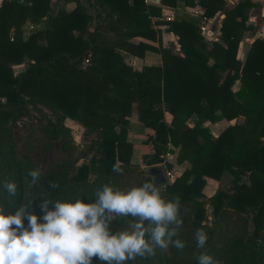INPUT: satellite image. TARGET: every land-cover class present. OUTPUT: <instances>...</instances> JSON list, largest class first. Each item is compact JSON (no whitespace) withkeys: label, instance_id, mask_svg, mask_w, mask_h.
Segmentation results:
<instances>
[{"label":"trees","instance_id":"1","mask_svg":"<svg viewBox=\"0 0 264 264\" xmlns=\"http://www.w3.org/2000/svg\"><path fill=\"white\" fill-rule=\"evenodd\" d=\"M64 1L73 7L54 14L50 0L0 1V181L17 185L14 197L0 187V202L12 211L32 201L29 213L39 218L43 215L40 200H67L72 186L86 181L89 164L94 168L93 187L84 203L93 201L100 185L119 187V173L113 167H138L129 162L131 144L126 140L129 115L135 109L146 129L144 141L151 147L141 160L148 166L163 163L169 169L165 155L175 147V161L188 164L160 190L165 199L180 197L179 238L186 246L182 252L169 246V255L156 248L153 256L128 264H197L199 250L193 237L197 228L207 233L206 251L219 264H264L260 243L264 230V38H254L243 57L236 58L241 35L251 28L248 13L256 4L238 0L224 8L223 0H159L165 6L181 2L198 8L206 18L223 11L219 41L210 45L199 32L200 16L182 14L163 22L173 37L177 50L173 52L162 46L160 30L150 27L149 17L159 10L144 0H85L86 5L80 0ZM87 6L96 14L90 31L92 16ZM261 19L264 22V8ZM26 21L42 23V27L26 33ZM137 37L144 40L135 41ZM146 50L159 54V65L136 70L120 52L141 57ZM22 62L24 68L14 74L12 66ZM234 81L239 83L235 90ZM27 105L48 108L54 122L46 131L53 138H64L65 118L77 122L83 133L95 134L88 163L75 167L63 161L29 186L31 177H23L25 168L14 158L9 128L11 121L27 115ZM164 112L171 116L168 124ZM237 117L242 118L240 123L227 125L216 136L210 133L208 123ZM226 176L230 177L228 188L217 186L211 195L203 194L206 177L219 181ZM144 182L149 177L139 186ZM206 206L211 225L206 223ZM226 209L250 214L249 234L221 241L216 220ZM129 219L120 218L118 224L126 225ZM92 264L106 262L92 260Z\"/></svg>","mask_w":264,"mask_h":264},{"label":"clouds","instance_id":"2","mask_svg":"<svg viewBox=\"0 0 264 264\" xmlns=\"http://www.w3.org/2000/svg\"><path fill=\"white\" fill-rule=\"evenodd\" d=\"M112 170L121 171L116 166ZM27 175L29 186L39 183V169ZM0 187L10 197L17 194L11 180L0 181ZM31 204L9 211L0 202V264H92L93 257L106 264H128L153 256L156 248L171 246L182 252L186 246L179 238L183 227L180 197L163 198L154 182L124 189L105 183L95 189L89 203L81 197L41 199L39 218L29 213ZM115 218L130 219L113 232L109 226ZM193 237L199 250L197 264H219L206 251L207 233L197 228Z\"/></svg>","mask_w":264,"mask_h":264},{"label":"rangeland","instance_id":"3","mask_svg":"<svg viewBox=\"0 0 264 264\" xmlns=\"http://www.w3.org/2000/svg\"><path fill=\"white\" fill-rule=\"evenodd\" d=\"M52 4L53 11L55 12L58 4L57 0H50V7ZM262 6L263 4L261 2L259 7H256L251 11V14L253 13V15L256 16L254 17V20L258 23L256 26V31H258L259 36L264 35V26L262 25L260 19H258L259 11H261L260 9ZM68 7H70V5H67L66 8ZM29 23L33 25L31 30H36L42 27V24H33L29 21H26L24 24ZM243 41L244 44H246V39H243ZM14 70V72L18 71L19 67H16ZM235 82L233 83L235 84L234 88L236 87ZM27 108L28 113L26 116L17 118L16 120L9 123L14 147V158L20 164V166L25 168L22 172L24 178L29 177L27 175L29 170L39 169L41 174L47 169L60 164L63 161H66L71 165L73 164L75 167L82 163H88V158L92 154L95 147V134L83 133V128L77 122L73 121L72 119L65 118L63 120V126L65 128L64 138H53L50 133L46 131L49 127V123L51 124L54 122V116L50 113L48 108L41 105H27ZM150 153L151 151L148 154ZM141 164L143 165V168H132L121 165L119 166L121 169L120 173L118 174L119 188L124 189L133 186H139L140 182H142V180L147 177L145 174V169L148 165H146V162H143L142 160ZM93 171V165L89 164V172L87 174L86 181L74 184L68 191L67 200H71L73 197H81L82 201H86L89 198L93 187ZM167 178L170 182L173 177L169 174L167 175ZM149 182H151L150 178ZM217 184L219 188H228L230 185V177H222ZM160 190L162 189H159V191ZM209 210V206H206V223L211 225L213 219L209 215ZM249 218L250 214H239L229 209H226L220 213L219 218L216 220V225L219 227L221 232V241L226 242L235 234H249L251 231ZM119 220L120 218H115L112 221L109 226L111 231L114 232L126 226L119 225ZM261 233L262 236L260 238V243L264 247V230ZM165 252L167 255H169V248L165 250ZM93 260L100 261L96 257Z\"/></svg>","mask_w":264,"mask_h":264},{"label":"crops","instance_id":"4","mask_svg":"<svg viewBox=\"0 0 264 264\" xmlns=\"http://www.w3.org/2000/svg\"><path fill=\"white\" fill-rule=\"evenodd\" d=\"M51 1H55V0H51ZM223 1H224V8H230L233 5H235L238 0H223ZM250 1L254 2L256 4L254 8L259 7V5L262 2L263 6L260 9L261 11H259V18L258 19H260L262 25L264 26V22L261 19L262 14H263V8H264V0H250ZM57 2H58L57 8L59 6L58 9L64 8L65 10H69L73 7V3H70V2L67 3L64 1L63 4L60 3V0H57ZM145 3L149 4L150 6H152L154 8H157L159 10V14H160V7L158 5L152 3L150 0H145ZM67 5H70V7L66 8ZM51 8L53 9V4H52ZM57 8L55 10H57ZM191 8L193 9L195 7L184 6V4L179 2V3H177L176 6H173V7L166 6L164 8V13L170 14V16H171L170 19H172L174 16H177V15L179 16L182 14L196 16L195 14H192L190 12ZM254 8H252L249 11L248 18H247V23L250 24L251 28L249 30L243 31L241 38H240V41H239L238 46H237L236 58H238V59L243 57L244 53L247 51V49L249 47L250 42L254 38H256V37L264 38V35L259 36L258 31H256L257 30L256 26L258 24L257 21L255 22V20H254V17H256V16L253 15V13L251 14V11L254 10ZM195 9H198V8H195ZM198 10H200V9H198ZM222 12H223L222 10L217 11L212 17L207 18L206 25H207V27H209L210 31L212 32V36H215V37L217 36L216 41H219V34H220L219 25H220L221 18L223 16ZM159 14L158 15H152V17H154V16L158 17ZM163 22L164 21H159L158 19L155 20V19L150 18V27L154 30H160L161 43H162L163 47H170L173 52H177L176 47L174 46V42H172L173 37H172L171 33L164 30L165 24ZM165 22H167V21H165ZM38 24H42V23H38ZM243 39H246V44H244ZM134 40L135 41H137V40L142 41L144 39L137 37ZM150 43L154 44L156 46L155 42H150ZM207 44L210 45V41L209 42L207 41ZM120 52L123 56V61L125 63H127L128 65H130L133 69H136V70H140L143 65H159L160 64L159 54L157 52H154V51L146 50V51H144V53L141 57L130 55V54L126 53L125 51H120ZM16 67L17 68L19 67V70L14 72L15 71L14 69ZM21 67L22 68L24 67V62H22L19 65H13L12 66L13 73L16 74L19 71H21L22 70ZM235 83H236L235 88H234L235 84L232 85L233 90H235L239 85L238 81H236ZM163 115H164L165 122L168 124L171 116L166 112H164ZM241 121H242L241 117H237V118L229 120V121L221 118L218 121H216L215 123H208L207 125H208L210 133L213 136H216L227 125L233 124L235 122L240 123ZM186 124L189 127L192 126L191 119H187ZM145 130L146 129L137 120L135 109H132L131 113L129 115V124H128V128L126 131V140L131 144V155H130V159H129L130 161L129 162L137 165L139 168H143V165L141 164V155L142 154H148L151 151L150 144L145 143V141H144L145 140ZM213 131H215V132H213ZM171 148L173 150L172 153H167L165 155V161L170 164V168L166 169L162 163H160V164L163 165L165 172L168 173V175L169 174L172 175V177L174 178L175 176L179 175L182 172V170L188 164L186 161H182L180 163H177L175 161L177 148H175V147H171ZM217 183H218V181L206 177L205 183H204L203 188H202L203 194L205 196L211 195L215 191V189L217 188V185H218Z\"/></svg>","mask_w":264,"mask_h":264},{"label":"water","instance_id":"5","mask_svg":"<svg viewBox=\"0 0 264 264\" xmlns=\"http://www.w3.org/2000/svg\"><path fill=\"white\" fill-rule=\"evenodd\" d=\"M80 1H81V3L86 5L85 0H80ZM60 3L63 4L64 0H60ZM58 8H59V6H58ZM58 8H57V10H58ZM57 10H55L54 13H56ZM86 12H87V14L92 16V19L89 22L90 26L87 27V29L90 31L92 29L91 26L94 25V21L96 20V14H95V10L93 7L87 6ZM42 20H44V19H42ZM145 174H146V176H148L151 179V182H154L155 186L159 187V189H162L168 183L167 174H166L162 164H154V165H150V166L146 167Z\"/></svg>","mask_w":264,"mask_h":264},{"label":"built area","instance_id":"6","mask_svg":"<svg viewBox=\"0 0 264 264\" xmlns=\"http://www.w3.org/2000/svg\"><path fill=\"white\" fill-rule=\"evenodd\" d=\"M152 3L158 5L160 7V14L159 16H150L149 18L151 19H158L159 21H169L170 20V14H167V13H164V8L166 7L165 5H162L159 0H150ZM145 2V0H144ZM190 12L192 14H195L197 16H200V20H199V23H198V29H199V32L202 34V36H204L205 40L207 41H215L216 40V37L215 36H212V32L210 31L209 27H207L206 23H207V18L202 16L201 15V11L198 10V9H195V8H191ZM33 28V25L32 24H24L23 26V29H24V32H30V30ZM168 175V173H167Z\"/></svg>","mask_w":264,"mask_h":264}]
</instances>
